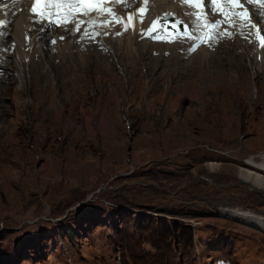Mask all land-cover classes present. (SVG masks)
Wrapping results in <instances>:
<instances>
[{
  "label": "rangeland",
  "instance_id": "obj_1",
  "mask_svg": "<svg viewBox=\"0 0 264 264\" xmlns=\"http://www.w3.org/2000/svg\"><path fill=\"white\" fill-rule=\"evenodd\" d=\"M46 33L26 72L47 78L0 97V264H264V232L224 212L264 215L240 180L264 151L262 75L222 42L210 59L184 45V64L177 48L112 54L100 35Z\"/></svg>",
  "mask_w": 264,
  "mask_h": 264
},
{
  "label": "bare ground",
  "instance_id": "obj_2",
  "mask_svg": "<svg viewBox=\"0 0 264 264\" xmlns=\"http://www.w3.org/2000/svg\"><path fill=\"white\" fill-rule=\"evenodd\" d=\"M35 1L36 0H5L0 5V19L2 21L8 22V25L3 28V30L5 31L4 35H1L2 37L0 36V71H3V74L0 76V82H4V84H0V97L10 95L11 92L15 89L14 86L16 84H20L21 86L19 91L15 89L14 93L17 97H21L24 94H31V91H29V85H31V83H27L28 78L30 79V81H32L36 76H38L40 79H45L48 76V73L45 71L43 72V69L39 72L38 75L31 69L27 70L29 75H27L28 73L26 72L27 67L33 68V66L40 65L39 58L41 57V54H45L44 46L42 47V45L43 43H46V32L48 31V29L51 30L53 28L49 24L38 21L35 16L30 14L29 8ZM110 7L113 8L112 13H115L116 16L109 15V13L103 14V12L101 13L96 10H91L89 12V15L92 16L94 20L98 21L95 26H97L96 28L99 31V35L101 36L100 40L101 38V42H104L105 40L107 44V46L105 47L108 48L110 52L112 51V54L115 51L114 49H120L122 51L126 50L128 54V52L132 53L138 48L151 47L150 45L152 44L153 47H161V45H163L166 47V49L169 50L170 48L171 50L177 48L178 52L176 53L174 58L177 62L184 63V54L182 55L181 53H179V48H182L185 45L186 47L184 48V53L194 48V41H190L188 43H153L148 38H145L142 33V29L147 26L148 22L152 19L153 16L160 15L164 12L181 15L183 17L192 16L191 12L193 11V9L183 4L181 0H147V4H145V0H128L126 4L122 5L110 3ZM124 9L126 10V12L124 11ZM141 9H144L145 13H140ZM262 12L263 10L260 7H255L252 10L254 19L261 23V28L264 29V22L262 21L263 17L260 16V13ZM130 14L133 15V20L127 30H125L124 26L121 23H112L110 26L105 27L100 26L99 22L115 20V18L117 17L127 20V17ZM10 18L14 19L15 23H11V21H9ZM23 18L27 20L26 25L31 32L35 33L36 31H38L37 36L34 38L33 36L29 37V39L27 40L29 43H26L29 44L31 49L36 47L35 54L33 53L34 51H31L34 55L30 54V51L28 53H25L23 49L24 42L26 41L25 38H27L28 36H26L25 32L23 31V27L25 25V19L23 20ZM141 19H143V23H141ZM10 24L14 25V32L12 34V42H14V45L12 46L4 40L5 34L7 36L10 35V31H8ZM133 24L134 28L132 27ZM38 25L39 28L38 30H36ZM75 27L76 26H73L72 29L75 30ZM75 31L77 32V30ZM230 31V34L225 35V37H222V33H220L219 40L215 41L216 43H225L226 52H230L231 50H233V52L231 53L233 56L228 54V63L231 66L241 67L243 66L244 62L247 61V63L252 67L251 69L253 70V75L256 77L262 75L261 77L264 78V46L262 47V49L258 48V43L255 41V38L252 35L251 28L233 25L230 26ZM78 32L82 33L84 37L87 36V34L85 33L87 32V29H84L83 26L79 27ZM106 34L107 36L105 37ZM230 40H233V43H228V41ZM240 47L243 48L242 55L244 57L239 54L238 48ZM197 48H194L196 50L195 55H198L196 54L198 52H202V58L210 59L208 57V49L210 48V45H201L199 46L198 51ZM12 49L13 52H16V54L11 58L10 51ZM38 53L40 54L37 55ZM10 58L12 59L11 61L9 60ZM27 61L29 63H26ZM184 64H187V62H185ZM241 75L242 73L238 72V78H240ZM225 87L227 88L228 86L226 85ZM207 166L212 173L220 170V163L214 161H209L207 163ZM211 180L212 178H208V181ZM240 180L242 182L249 183L254 190L264 193V151L258 153L257 155H250L247 159L244 160L243 166L240 167ZM224 212L229 217L264 232L263 214L249 210L244 211L239 208L225 209Z\"/></svg>",
  "mask_w": 264,
  "mask_h": 264
},
{
  "label": "snow or ice",
  "instance_id": "obj_3",
  "mask_svg": "<svg viewBox=\"0 0 264 264\" xmlns=\"http://www.w3.org/2000/svg\"><path fill=\"white\" fill-rule=\"evenodd\" d=\"M181 2H182V3H183V2H186V0H181ZM249 2L251 3V2H253V0H249ZM232 3L235 4V6H237V7H242V5H239V4L237 3V0H232ZM145 4H147V0H145ZM52 6L55 7V8H60V7H69V8L76 7V8H80V7H81V3H80V0H70V2H69L67 5H65V4H57V3H53ZM32 11L35 12L36 9L33 8ZM82 11L84 12V15L88 16V15H89V12L91 11V9H88V8L85 7V8H82ZM96 11L101 12V13L107 11V12L109 13V15H114V13H112L111 9L98 8V9H96ZM140 11H143V9H141ZM58 14H59V13H57V12L46 13V14H44V15H41L40 19L43 20L44 17H45V15H47V16H49V17H52V19L49 20V24L51 25L52 23H57V21H56L54 18H55ZM262 14H264V13H262ZM63 15H65V16L68 18V19L65 21V23H67V22H73V21H74V22H75V25H76L75 30L78 31V30H79V25H80L81 21L77 20L75 14L69 12V13H64ZM166 15H168V14H166ZM132 20H133V15L130 14V15L127 17V20H125L124 18H119V17H117L115 20H110V21H106V22H99V23H100V26H101V27L110 26L112 23H121V24L124 26L125 30H127L128 27H129V25H130V23L132 22ZM97 22H98L97 20H94V19H92L91 17H90L89 20L87 21V23H88L90 26H94ZM141 23H143V19H141ZM177 23H183V22H181V21H177ZM219 23H220V22L218 21V22H216L215 25H206V26H210V27L215 28V27H218V26H219ZM250 26H251L252 28H256V25H254V24H252V25H250ZM132 27L134 28V24L132 25ZM198 27H199V25H198ZM155 28H156V22H153V24H152V25L149 27V29L147 30L148 34H151V32H152L153 30H155ZM3 34H4V33H0V35H3ZM93 34H95V33H93ZM118 34H119V33H118ZM226 34H229V33H226ZM188 35H191V34H188ZM154 38H158V39H165V38H167V39H169L170 41H171V39H172L171 36H168V37L157 36V37H154ZM176 38H180V37L177 36ZM52 42L55 43V41H52ZM192 50L194 51L195 49H192Z\"/></svg>",
  "mask_w": 264,
  "mask_h": 264
}]
</instances>
